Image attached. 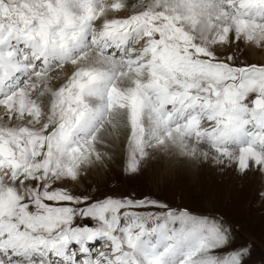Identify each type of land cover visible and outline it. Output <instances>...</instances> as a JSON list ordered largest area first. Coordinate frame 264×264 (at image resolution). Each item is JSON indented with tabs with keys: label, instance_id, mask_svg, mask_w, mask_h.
Returning <instances> with one entry per match:
<instances>
[{
	"label": "snow or ice",
	"instance_id": "obj_1",
	"mask_svg": "<svg viewBox=\"0 0 264 264\" xmlns=\"http://www.w3.org/2000/svg\"><path fill=\"white\" fill-rule=\"evenodd\" d=\"M250 48L264 0H0V264H251L222 216L85 185L122 135L128 177L162 153L264 178Z\"/></svg>",
	"mask_w": 264,
	"mask_h": 264
},
{
	"label": "rangeland",
	"instance_id": "obj_2",
	"mask_svg": "<svg viewBox=\"0 0 264 264\" xmlns=\"http://www.w3.org/2000/svg\"><path fill=\"white\" fill-rule=\"evenodd\" d=\"M250 49L247 61L262 63L264 49ZM126 157L124 144L104 166L89 173L85 185L101 196L135 193L171 205H186L199 214L222 216L236 229L238 242L255 244L251 264H264V200L258 194L264 190V178L255 173L240 177L234 170L211 166L193 169L180 158H173L177 162L166 168L169 158L162 153H156L157 159L142 166L138 175L128 177L122 172Z\"/></svg>",
	"mask_w": 264,
	"mask_h": 264
},
{
	"label": "bare ground",
	"instance_id": "obj_3",
	"mask_svg": "<svg viewBox=\"0 0 264 264\" xmlns=\"http://www.w3.org/2000/svg\"><path fill=\"white\" fill-rule=\"evenodd\" d=\"M125 13H126V11L125 12H122V14H125ZM248 50H251V49H248ZM263 57H264V54H263ZM262 63H264V60H263ZM124 144H127V137H126V135H122L120 137V142H119V145H118L117 148H119V149H121V147L123 148V145Z\"/></svg>",
	"mask_w": 264,
	"mask_h": 264
}]
</instances>
